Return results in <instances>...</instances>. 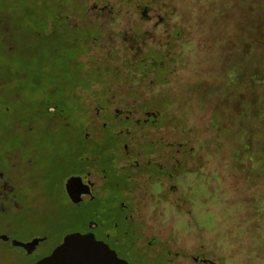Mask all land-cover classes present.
Here are the masks:
<instances>
[{
    "label": "rangeland",
    "instance_id": "374dc122",
    "mask_svg": "<svg viewBox=\"0 0 264 264\" xmlns=\"http://www.w3.org/2000/svg\"><path fill=\"white\" fill-rule=\"evenodd\" d=\"M30 1L11 0L13 6L0 7V28L3 25L12 32L6 41H28L5 57L8 67L0 72V157L3 162L2 151L13 147L17 133L19 139H27L37 148V152L30 153L36 160L33 176L43 175V185H49L50 179L62 182L72 171V166L63 168L60 164L81 136L67 91L73 80L67 63L72 62L74 50H70L73 46L67 48L71 44L68 39L63 44L54 42L59 41L54 38L46 39L45 24L50 17L63 14L61 9L51 15L46 9L52 8L48 1ZM52 2L53 8H63V3L71 8L67 5L76 0ZM251 3L252 0L102 3L113 12L107 25L109 33L103 34L111 42L109 53L130 56L160 51L165 52L170 63V71L160 80L150 73L140 90L118 91L114 87L113 92L120 98L161 102L166 119L157 131L161 166L165 165L170 142L177 144L187 139L189 143L188 155H177L175 160L182 159L183 174L171 184L161 182L160 189L144 179L134 201L135 216L143 230L141 243L146 246L156 242L151 250L159 254L158 264H264V78L259 81L250 61L244 72V65H234L247 48L239 46V42L245 40L247 44L252 40L251 29L256 22ZM262 23L264 27V20ZM35 30L39 31L37 35ZM176 30L182 31V37L176 38ZM1 41L3 53L6 46ZM38 92H50L46 95L48 102L63 103V117L55 120L51 129L47 122L43 124L46 119L41 115L45 112L38 110ZM256 97V104L249 106ZM4 106L12 108L10 115ZM29 126L34 130L26 131ZM17 127L22 128L21 133ZM22 149L24 154L27 147ZM52 193L64 205L59 212L64 211V219L54 215L47 227L40 224L37 215L23 216L11 228L14 239L27 240L44 230L53 232L61 227L64 234L81 231L94 218L85 205L80 209L78 223L73 218L78 208L65 199L60 187ZM3 250L6 253L0 257V264H30L20 250L0 242V253Z\"/></svg>",
    "mask_w": 264,
    "mask_h": 264
},
{
    "label": "flooded vegetation",
    "instance_id": "af4514ba",
    "mask_svg": "<svg viewBox=\"0 0 264 264\" xmlns=\"http://www.w3.org/2000/svg\"><path fill=\"white\" fill-rule=\"evenodd\" d=\"M45 1L52 5V8H46L51 15L57 9L63 13L47 20L46 39L54 38L59 40L54 42L60 44L68 39L71 44L67 48L73 46L70 49L74 50L71 53L72 62L67 63L72 69L73 80L67 91L73 104V116L79 120L81 136L60 164L63 168L72 166V171L64 176L62 182L50 179L49 185H43V175L33 176L36 160L30 153L38 150L27 139H19L16 133L17 140L13 147L2 151L1 155L5 158L2 162L0 157V242L20 250L23 258L30 260V264L42 263L63 247L61 241L67 234L63 232L64 227L53 232L44 230L27 240L14 239L11 235L16 220L26 215L28 218L39 216L40 224L47 227L54 215L64 219V211L59 214L64 205H60L52 193L60 187L65 199L74 205V209L78 208V213L73 217L78 223L82 206L87 205L94 216L79 233L92 235L104 242L130 264L154 263L160 259L159 254L151 250L156 242L150 241L146 246L141 243L143 230L135 216L137 209L134 201L144 179L152 181L160 189L161 182L171 184L175 177L183 174L185 166L182 159L179 157L177 162L175 160L177 155H188L186 147L189 143L187 139L177 144L170 142L165 165L161 166V140L157 131L166 120L161 102L153 100L145 103L137 98H120L113 88L118 91L140 90L142 83L148 81L150 73H155L157 80H160L164 73L157 70L159 64L153 62L158 52L148 55L139 52L130 56L126 53H109L111 42L103 34L109 33L107 25L113 12L107 4H102L105 0H76L67 5L71 8L65 7L64 3L63 8H53L52 1L55 0ZM13 4L11 0H0V7L6 8ZM93 21L98 23L94 24ZM9 30L3 25L0 28V41L5 37L1 43L6 46L4 52L0 53L3 55L0 56V72L8 67L3 61L5 57L22 48V43H28L27 40L21 44L6 41V37L12 34ZM35 31L33 33L37 35L39 31ZM41 41L44 45L45 39ZM99 45L101 48H98ZM169 64L167 62L164 65L170 67ZM63 82L66 83L65 80ZM50 94L38 92L36 95L40 104L38 110L45 112L41 115L46 119L43 124L47 122L49 129L53 128L55 120L63 117L60 113L62 101H46V95ZM46 103L47 106L44 105ZM3 109L8 115L12 112L10 106H4ZM16 129L22 132V128ZM33 130V126L26 128V131ZM25 146L27 149L23 154L22 148ZM73 180L79 182L78 193H73L68 186ZM15 241L28 245H16ZM3 252L0 257L5 255V250Z\"/></svg>",
    "mask_w": 264,
    "mask_h": 264
},
{
    "label": "trees",
    "instance_id": "16d2710c",
    "mask_svg": "<svg viewBox=\"0 0 264 264\" xmlns=\"http://www.w3.org/2000/svg\"><path fill=\"white\" fill-rule=\"evenodd\" d=\"M251 5L253 7L252 11H251L252 17L255 19V22H256L255 25L253 26V28L251 29L252 40H250L247 44H244V42H246L245 40H242L241 42H239V44H238L239 46L245 48V45H247V48L243 49V55L244 56L242 58H240L241 61L239 60L234 65H244L243 69H242V72H244V70H246V68H247V62L248 61L254 63V66H253V67H255L254 73H255V75L258 76L259 81H261L264 78V77H262V74L264 71L263 70V67H264L263 66V61H264V27L262 26L263 25L262 20H264V0H252ZM174 35L179 38V37H182L183 34H182L181 30H176ZM257 35H259L260 37L257 38ZM156 54H157L156 55L157 57L155 58L156 60H154L153 62L156 65L159 64L156 67V69L160 70V72L164 73L162 75H165L168 73V70H170V67L164 65L167 63L165 61V60H167V56L165 55L164 52H158ZM234 65L231 67L227 66L226 71H229L232 68H234L235 67ZM251 85H255V84L252 83ZM257 97H259V95ZM257 97L255 98V102H251L249 104V106H252V104H256V100L258 99ZM243 112L244 111H242L241 113H243ZM213 121H216V120H213ZM261 125L264 126V122L261 123ZM224 129H226V128H224ZM158 261H155L154 263H149V264H158Z\"/></svg>",
    "mask_w": 264,
    "mask_h": 264
},
{
    "label": "snow or ice",
    "instance_id": "6c2138e0",
    "mask_svg": "<svg viewBox=\"0 0 264 264\" xmlns=\"http://www.w3.org/2000/svg\"><path fill=\"white\" fill-rule=\"evenodd\" d=\"M69 188L73 193L80 191L78 181H70ZM79 233V229L74 230ZM63 247L58 248L60 253L88 252L99 259L100 264H115V257L96 238L86 235L67 233L66 238L61 241Z\"/></svg>",
    "mask_w": 264,
    "mask_h": 264
},
{
    "label": "water",
    "instance_id": "95a60500",
    "mask_svg": "<svg viewBox=\"0 0 264 264\" xmlns=\"http://www.w3.org/2000/svg\"><path fill=\"white\" fill-rule=\"evenodd\" d=\"M70 183L68 184V186ZM72 234H79V235H86L91 236L88 234H81V233H72ZM95 238V237H94ZM97 240V239H96ZM98 243L102 244L103 247L108 249L110 253L113 254L115 257V264H130L128 261L121 259L118 254L112 250L107 244L104 242L98 241ZM16 245H21L27 247V243H22L15 241ZM40 264H100L99 259L93 256L91 253L88 252H75V253H60V250H56L53 254L48 256L42 263Z\"/></svg>",
    "mask_w": 264,
    "mask_h": 264
}]
</instances>
